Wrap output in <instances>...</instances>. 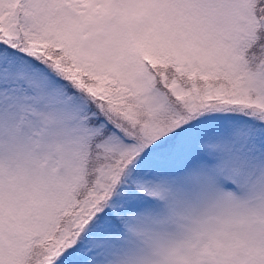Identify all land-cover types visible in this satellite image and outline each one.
Wrapping results in <instances>:
<instances>
[{"label": "snow or ice", "instance_id": "6c2138e0", "mask_svg": "<svg viewBox=\"0 0 264 264\" xmlns=\"http://www.w3.org/2000/svg\"><path fill=\"white\" fill-rule=\"evenodd\" d=\"M0 264H264V0H0Z\"/></svg>", "mask_w": 264, "mask_h": 264}]
</instances>
